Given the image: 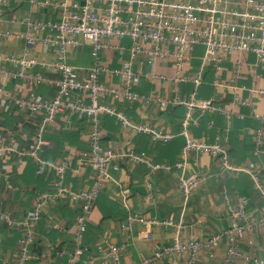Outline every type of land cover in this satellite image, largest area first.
Here are the masks:
<instances>
[{"label":"crops","instance_id":"0c3cea01","mask_svg":"<svg viewBox=\"0 0 264 264\" xmlns=\"http://www.w3.org/2000/svg\"><path fill=\"white\" fill-rule=\"evenodd\" d=\"M55 1L58 0H5L2 6L0 30L16 35L0 41V68L15 72L17 68L6 57L32 56L38 63L24 70L43 78L32 90L33 86L25 78L0 77L4 88L20 97L41 99L55 93V81L61 72L51 63L59 55V46L42 41L54 32L46 26H38L30 29L31 39L23 34L26 18L46 23L61 17L62 7L56 6ZM228 8L233 11L235 6L230 4ZM230 16L237 18L234 14ZM106 43L109 45L100 50L98 61L104 69H119L129 57L130 40L111 37ZM118 46H124V49ZM203 53L204 46L196 44L181 68L185 78L201 72L203 82L198 86L190 80L171 78L176 71L174 57H160L150 62L146 54L140 52L132 60L133 70L140 73L132 86L138 97L103 96L104 102L124 111L134 121L147 122L152 128L171 132L173 136L166 142L153 140L146 133L122 131L114 114L101 118L103 146L112 147L118 153L143 152L152 162L166 167L151 171L145 163L134 162L125 156L107 166L110 178L103 181L89 211L86 228L77 239L87 251L78 256L76 264H111L102 255L105 241L120 246L121 264H137L156 248L171 244L175 237L183 241L203 240L223 232L233 222H241L231 215L240 196L249 198L246 211L251 216L264 212V197L254 188L251 175L242 169H225L208 152L190 153L187 171L200 172L203 178L186 196L178 189L181 171L174 164L181 159L188 136L223 144L231 162L259 172L264 188V138L258 151L255 144L256 131L264 130V68L255 64V55L249 52H221L217 63L206 65H202ZM239 59L242 62L238 65ZM65 60L85 76L95 58L89 42L80 37L77 44L65 46ZM99 80L114 88L124 86V79L114 72L103 70ZM191 92L197 99H212L216 108L193 106L190 117L194 122L188 124L186 134L182 133V120L188 111L186 104L178 103L160 110L156 104L144 100L153 95L188 100ZM235 96L242 102L238 103ZM40 118V113L30 115L0 96V141L7 142L11 136L15 138L14 150L6 151L0 157V212L8 211L16 220L33 209L41 194L53 191L56 179L51 167L29 155ZM90 123L76 114H62L43 134L49 145L39 155L44 161L65 163L63 183L71 191L89 190L95 181L94 170L86 155ZM116 164L117 168L114 167ZM81 205L82 200L63 194L44 206L35 226L36 241L24 264H66L67 254L59 255L56 251H67L74 242V221ZM129 215L171 219L182 225L176 232L171 226L146 225L136 220L129 228H124ZM146 231L150 232V238L144 237ZM20 236L17 225H9L0 217V264H18ZM227 246L228 237L223 235L213 246L201 248L194 264H219L226 256ZM237 247L241 255L232 264H247L246 256L264 258V225L241 232ZM187 256L188 252H178L153 264H183Z\"/></svg>","mask_w":264,"mask_h":264},{"label":"built area","instance_id":"2783aa9c","mask_svg":"<svg viewBox=\"0 0 264 264\" xmlns=\"http://www.w3.org/2000/svg\"><path fill=\"white\" fill-rule=\"evenodd\" d=\"M31 1L35 2V0ZM54 3L56 6L62 7L61 17L46 23L33 22L26 18L23 21L26 27L23 34L31 39L30 29L38 26H46L54 32V34L44 37L42 41L59 46V55L51 63L61 72L60 78L55 81V93L49 98L41 99L20 97L16 93L6 90L0 83V96L8 103L18 109L27 110L30 115L40 113V122L33 136L29 155L41 164L46 163L54 170L56 176L53 191L41 194L33 209L19 220L14 219L8 211L0 212V217L7 224H15L21 230L18 264H24L30 258L31 245L36 241L35 226L42 216L44 206L51 200L63 194L82 200L80 212L74 221L72 236L74 242L67 251H56L59 255L67 254L66 264H76L78 256L87 251L86 247L78 244L77 239L86 228L89 211L102 188L103 181L110 178L107 166L125 156L134 162L145 163L151 171L166 167L163 164L152 162L143 152L130 150L118 153L112 147H105L101 143V118L106 114H114L121 130L130 134L146 133L153 140L163 142L173 136L171 132L152 128L147 122L134 121L124 111L116 109L103 100V96L107 94L121 95L129 99L138 97L132 91L133 83L140 75L132 68V60L138 53H145L150 62H154L160 57H174L176 71L171 78L175 81L190 80L195 86L203 82L201 72L198 71L195 75L185 78L181 74V68L196 44L204 46L202 65L217 63L221 52H249L255 55V64L264 68V0H73L71 4L67 0H58ZM4 4L5 0H0V15ZM230 4L235 6L233 11L228 8ZM202 12L205 17H202ZM233 14L237 16L236 19L230 16ZM14 35L16 34L10 31L0 30V41ZM80 37L89 42L91 54L95 58L94 64L88 69L85 76H81L78 70L65 60V46L77 44ZM111 37L130 40L127 48L129 57L124 60L122 67L116 70L104 69L98 61L100 50L109 45L106 40ZM123 47L118 46L120 49H124ZM6 59L17 70L14 72L0 68V77L25 78L31 83V87L33 86L32 90L36 88V84L43 80L40 75L24 70L25 67L38 63L34 57L9 56ZM241 62L239 59L237 64L239 65ZM103 70L119 74L124 79L123 88H114L103 84L99 80V75ZM157 76L166 79L163 75ZM144 100L156 104L160 110H165L168 106L178 103L186 104L188 111L182 120V133L184 134H186L188 124L194 122L190 117L193 106H198L201 109L216 108L212 99H197L194 92L190 93L188 100L167 98L161 95L147 96ZM235 100L238 103L242 102L238 96H235ZM62 114H76L79 118L91 122L86 155L94 170L95 181L89 190H68L63 183L65 163L44 161L39 155L40 151L49 145V140L43 136L44 132L55 118ZM255 136L256 151H258L264 138V130L258 129ZM14 141L13 136L9 137L7 142L0 141V157L6 151L14 150ZM193 151L208 152L227 170L242 169L246 171L252 177L254 188L264 197V188L257 170L250 166H241L231 162L220 142L210 143L189 136L183 144L181 159L174 164L181 171L177 186L185 196L203 178L200 172L187 171L189 155ZM114 167L117 168V164ZM248 201L247 196H240L231 210V215L234 218H239L241 222H233L223 232L214 233L203 240L183 241L175 237L171 244L156 248L150 256L143 258L137 264H153L158 259L173 256L178 252H188L183 264H194L198 251L203 247L213 246L223 235L228 237V246L226 256L219 264H232L234 259L241 255L237 247L239 234L244 230L257 229L264 225V212L255 217L251 216L246 211ZM136 220L146 225L171 226L176 229V232L182 225L171 219H146L129 215L124 228H129ZM150 235L149 231L144 233L145 238H150ZM105 245L106 248L102 251L103 258L110 260L111 264H121L120 246L112 241H105ZM246 262L247 264H264V258L246 256Z\"/></svg>","mask_w":264,"mask_h":264}]
</instances>
